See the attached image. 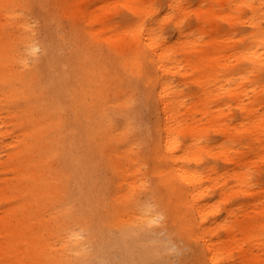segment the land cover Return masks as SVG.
Listing matches in <instances>:
<instances>
[{"label": "bare ground", "instance_id": "obj_1", "mask_svg": "<svg viewBox=\"0 0 264 264\" xmlns=\"http://www.w3.org/2000/svg\"><path fill=\"white\" fill-rule=\"evenodd\" d=\"M155 1L69 0L62 8L71 31L46 32L35 55L30 22L14 11L18 0H0L16 33L10 39L0 23V264H98L112 262L113 252L124 264H155L157 249L139 245L162 230L194 242L195 264H233V248L241 264H264V188L253 193L242 146L234 153L204 141L214 130L264 162V0H158L153 18ZM117 9L132 20L111 23ZM188 18L206 32L196 38ZM187 82L194 92L181 90ZM217 91L234 100L240 124L210 110ZM137 92L152 117L141 151L129 135ZM205 158L232 169L205 170ZM97 167L112 177L103 213ZM226 175L255 202L237 225L234 210L217 219L202 187L212 180L226 197L234 192Z\"/></svg>", "mask_w": 264, "mask_h": 264}, {"label": "rangeland", "instance_id": "obj_2", "mask_svg": "<svg viewBox=\"0 0 264 264\" xmlns=\"http://www.w3.org/2000/svg\"><path fill=\"white\" fill-rule=\"evenodd\" d=\"M67 1L69 0H18L17 5L14 6V11L25 15L30 22L29 25L32 29L30 30L33 35L30 32L29 33L31 37L34 38V43L37 46L35 49V55L43 53V48L41 46L47 37L46 32L55 31L60 34H68V32L71 31L72 26H70L69 22L64 17L65 15H63L62 8L65 6ZM190 1L193 2V5L195 4V0ZM160 5L161 4L159 1L156 0L155 8L158 12V15L153 16V18H158V16L161 14L163 5ZM8 14L9 12H6L4 9L0 8V23L3 24L6 32L10 34L9 38L14 40L16 33L12 23L9 21L10 17ZM132 18L133 16L129 12L123 9H117L116 12L110 16L109 21L113 24H120V26H123L127 22L131 21ZM153 18L145 19V21L148 23L147 25L156 26ZM186 21V25L192 30V33H194L196 38L200 37L206 32L204 29V31L198 29L197 21L195 19L188 18ZM162 33L163 35H166L168 40L173 39L174 32L172 30H162ZM204 37L207 38L206 35H204ZM58 53L62 55L63 50H59ZM101 54L108 58H111L113 55L107 48H103ZM34 61L35 59L33 56L30 55L28 58V63L32 64ZM111 70L116 71L113 69ZM117 77H120L121 79L119 82L123 83L122 74L118 72ZM136 81H138V79ZM141 87L143 88L142 84ZM180 88L184 93H191L194 92L195 85L192 82H187L186 84L180 86ZM137 94L138 97L134 98V101L130 106L134 112V119L130 122L129 135H132L137 140L133 142V145L135 146L136 150L141 151L146 149L148 146L145 135L150 133L151 129L147 126V124L149 120H152V117L149 112V106L145 105L141 93L137 92ZM225 103L228 105H225ZM210 110L214 111L213 114L216 115H218L219 111L222 110V112L226 114V118L229 122H231L233 125L240 124L238 120L242 115H240L239 110L235 108L234 100L226 96L224 91H217V96L212 99L210 104ZM3 116L4 115L0 114L1 122L3 120ZM195 118L198 120L197 122L201 126H205L207 123L206 117H201V114L199 113H196ZM9 138L10 137L8 135H5L2 139L8 141ZM246 140L248 141V139ZM204 141L205 143L214 147H216L219 143H223L227 147H231L234 153L239 147L242 146V148L239 149L241 151H239L238 154H242L247 158L248 167L246 170L248 172L247 175L249 177V183L253 193H257L259 189L264 188V162L260 160L257 161L256 159L258 158L253 157V153H250V145L239 144L236 140H225L216 131L211 129L205 132ZM156 165L160 166L162 164L158 162ZM208 166H214L215 172L217 174H220L224 171H228V173H230V170L232 169L230 165H227L220 160L215 162L205 158L203 160L202 167L206 170ZM96 174V183L99 184L102 189L99 194L100 206L98 211L103 213V210L107 205L106 203L109 189L113 187V185L110 183L112 177L108 171L101 167L96 168ZM219 179H222V177H219ZM225 179L227 180L226 186L234 190L233 193L228 194L226 197L225 194H222L221 196L222 190L219 191L217 188L218 186L214 185L212 180L204 179L202 187L206 189V199L213 206V209H220L217 219L223 220V218H225V210H234L233 215L230 216V219L236 223L237 221L241 220L243 216H245L246 212H248L250 215L253 214L252 211L254 209L253 205H255V202L252 196L239 193L235 190L236 187L234 186V182L230 175H226ZM148 181L150 182L149 178ZM217 181L221 182L220 180ZM164 197H166V195H164ZM150 206L153 210H156L155 203H153L152 200L150 201ZM158 214L160 215L159 212ZM155 225L159 228L161 225L160 221H157ZM217 234L219 242H227L224 228H221ZM235 234V238L239 240V237L241 236L240 233L235 231ZM146 238L147 240L140 242L139 247L144 245L150 248L149 245H152L157 249L158 258L155 264H195L193 241L180 240L178 237H169L164 230H162L160 233L154 234L151 237H148L146 234ZM250 245L252 246V242ZM243 247L244 249L248 248L249 243L244 242ZM232 251L233 257L230 262L233 264H241V257H239L237 249L233 248ZM257 251L261 252L260 250ZM110 258L112 262L100 261L98 264H124V261L117 252H113L112 257ZM147 263L151 264V261H148Z\"/></svg>", "mask_w": 264, "mask_h": 264}]
</instances>
